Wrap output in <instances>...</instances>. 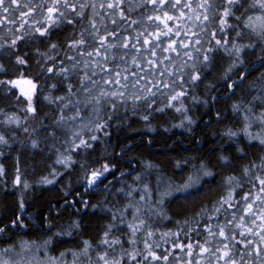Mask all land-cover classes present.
I'll use <instances>...</instances> for the list:
<instances>
[{
	"label": "snow or ice",
	"instance_id": "snow-or-ice-1",
	"mask_svg": "<svg viewBox=\"0 0 264 264\" xmlns=\"http://www.w3.org/2000/svg\"><path fill=\"white\" fill-rule=\"evenodd\" d=\"M225 60L217 83L206 89L211 101L220 98L211 95L220 84L232 96L241 90L231 111L240 114L242 126L225 128L224 136L236 141L238 158L246 160L241 136L248 146L256 141L264 147V0H0V128L10 133L0 131V178L6 175L5 149L12 148L17 131H38L30 130L31 123L50 127L45 139L53 141L54 164L65 171L77 163L74 152L94 150L100 134L110 137L113 124L120 131H137L130 121L139 117L154 131L149 117L174 108L184 114L191 130L195 120L187 115L183 98L189 87H197ZM253 71L258 75L249 82ZM249 93L254 94L244 99ZM42 101L55 106L44 116ZM221 115L217 112V119ZM49 120L51 125H46ZM180 126H185L183 120ZM29 143L39 148L38 139ZM131 150L126 145L121 153ZM234 158L221 155L217 163L228 168ZM190 159L195 158L174 161L175 167L182 169ZM210 163L202 158L192 163L182 183H161L158 175L155 185L148 177L157 166L146 163L149 171L137 173L134 185L118 189L127 202L107 209L112 219L96 243L83 239V221L75 219L42 242L17 244L10 230L27 227L25 222L18 215L8 222L0 219V239L6 245L0 247V264H264V154L242 165L239 175L225 176L219 197L191 218L176 220V231L160 232L163 244L174 238L170 248L156 240L159 229L153 230L152 217L173 219L167 204L182 194L187 199L202 191L205 178L215 175ZM49 167L39 183L53 184L64 174ZM80 167L85 191L103 183L115 169L107 161L98 168ZM22 175L17 154L13 184L27 190L32 185ZM105 189L111 191L108 185ZM79 203L89 207L83 200ZM76 204L65 201V207L71 206L79 216ZM53 227L47 221V230ZM77 235L81 247L53 254L54 242H75ZM18 247L35 249V254L13 259L20 256Z\"/></svg>",
	"mask_w": 264,
	"mask_h": 264
},
{
	"label": "trees",
	"instance_id": "trees-1",
	"mask_svg": "<svg viewBox=\"0 0 264 264\" xmlns=\"http://www.w3.org/2000/svg\"><path fill=\"white\" fill-rule=\"evenodd\" d=\"M226 63L225 60L218 65L216 71L202 83H198L194 89L188 88V94L183 99L188 109L187 115L195 120V124L190 126L191 130H189L187 121L184 119V114L176 112L174 108H168L163 113H153L149 117L154 131L149 130L145 126V122L139 117L130 121L131 128L137 131L127 129L120 131L113 124L109 129L110 137H104L100 134L99 140L94 144V150H89L88 153H73L77 163L67 171L54 164L56 155L51 147L53 141L45 139L48 136V131L51 130L50 127L40 128L36 123H31L28 125L30 130L36 128L38 129L37 132H30V135H26L23 131H17L18 139L12 144L11 149H5L6 156L3 158L6 175L0 178V219L8 222L9 218H15L18 215L27 227H22L20 230L11 229L10 236L17 244L21 240L42 242L51 237L53 232L61 226L67 227L73 220L79 219L83 221L81 233L83 239H89L96 243L104 231V225L112 219L107 209L117 204L124 205L127 202L125 195L118 189L122 187L127 189L128 185H134L136 183L134 177L137 173L144 174L149 171L144 168L146 163L152 162L157 166L156 169L150 170L148 177L150 183L155 185L158 175L161 183L168 179L182 183L184 177L191 171L192 163L198 164L201 158L210 161L209 167L215 175L205 178L207 183L202 191L194 196H188L187 199L184 198L186 194H182L179 199H173L171 203L167 204L168 215L173 219L156 217L151 219L153 230L159 229L155 237L156 240L162 244L163 248H170L174 238L168 237L169 244H163V241L160 240V232L176 231L178 228L175 223L176 220H183L185 217L191 218L192 214L199 211L202 206L219 197L224 191L222 181L225 176L232 172L239 175V169L242 165L249 161H258L259 156L264 154V147H261L258 142L253 141L251 144L255 146H248L249 142L241 136L240 144L244 147L248 159H240L235 149L236 141H230L224 136L225 128L242 126L240 114H234L231 111L233 102L242 95L241 90L237 88L238 95L232 96L228 94L229 90L220 84L216 91L211 92V95L220 98L211 101L206 85L217 83ZM257 75L258 73L253 71L248 76V81H252ZM55 94L59 95L62 92ZM253 94L249 93L243 98L250 99ZM193 96L197 97L196 101H193ZM204 100H208L209 103H202L201 101ZM45 105L46 102L43 101L40 104L41 116L53 111L55 107ZM6 110L11 111V109ZM256 110L259 111V108L257 107ZM217 112L222 114L219 119L216 116ZM182 120L185 123L184 127L180 126ZM45 124L51 125V120L46 121ZM0 131H4L10 136L7 129L0 128ZM30 139H38L39 148L33 149L29 143ZM149 140L152 141L151 144L148 143ZM126 145H131L132 150L121 153V149L125 148ZM17 154H19L23 172L22 180L26 178L32 185L27 190L23 189L22 186H14L13 184ZM221 155L230 158L235 157L232 159L230 167L225 168L222 164L217 163V157ZM185 158L195 159H190L188 165H183L182 169H177L174 161H182ZM106 161L115 165V169L107 175V179L103 183L98 184L94 189L85 191L86 185L80 164H87L90 168H98ZM49 166L57 167L58 171L64 174L57 177L53 184L39 183L40 178L47 176L51 171ZM121 172L125 173L123 177L120 176ZM106 185L110 187V192L106 191ZM21 192L24 193L25 206L23 210L19 208ZM81 200L87 202L89 205L87 209L79 203ZM65 201L69 205L72 201H77L76 208L81 210V214L78 216L76 210L71 206L65 207ZM105 201H107L106 205L101 207ZM93 205L96 207L93 208ZM130 218L129 215L128 219ZM47 221H51L53 224L52 231L47 230ZM79 239L80 235H77L75 242L71 238H64V243L54 242L53 254L58 255L59 251L67 248L81 247ZM3 246L6 245L0 239V247ZM140 247L142 248L143 245L141 244ZM175 251L181 257L184 256L179 249ZM17 252L20 256L23 255L29 259L30 254L35 253V249L27 252L21 251L18 247ZM14 257L18 256L13 255V259ZM68 259L70 260L71 257L69 256Z\"/></svg>",
	"mask_w": 264,
	"mask_h": 264
},
{
	"label": "rangeland",
	"instance_id": "rangeland-1",
	"mask_svg": "<svg viewBox=\"0 0 264 264\" xmlns=\"http://www.w3.org/2000/svg\"><path fill=\"white\" fill-rule=\"evenodd\" d=\"M34 254H35V253H33L32 255L30 254V258H31L32 256H34ZM20 257H21V256L14 257V259H19ZM22 257H23V255H22ZM24 258L28 259L27 257H24ZM30 258H29V259H30Z\"/></svg>",
	"mask_w": 264,
	"mask_h": 264
}]
</instances>
